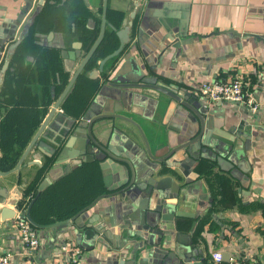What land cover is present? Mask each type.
Instances as JSON below:
<instances>
[{
    "label": "crops",
    "instance_id": "crops-1",
    "mask_svg": "<svg viewBox=\"0 0 264 264\" xmlns=\"http://www.w3.org/2000/svg\"><path fill=\"white\" fill-rule=\"evenodd\" d=\"M103 1L0 0V50H5L0 67V193L7 190L9 198L13 188L23 192L32 188L36 194L46 178L48 184L36 200L42 201L31 209L38 224L74 215L107 189L124 186L130 177L127 164L90 159L84 141L75 140L76 122L91 102L101 99L98 92L108 80L103 75L87 78L85 71L91 66L74 83L75 94L69 93L72 96L67 95V102L48 121L45 129L50 131H42L18 171L10 172L96 40ZM109 9L122 11V20L130 24V38L120 57L106 65L108 77L121 64L140 61L148 76L207 107L201 155L189 158L186 148L168 155L198 133L199 122L191 121L190 111L171 98L140 90L130 97L128 111L114 114L138 124L153 158L163 161L148 156L132 124L121 119L95 124L93 135L102 144L111 135L112 123L126 134L115 151L131 163L133 187L123 197L98 200L81 214L79 238L71 225L36 229L40 245L30 253L22 249L12 221L0 216V255L14 254L12 264H64L61 248L66 243L80 250L75 264H154L152 258L145 262L146 247L137 248L141 238L135 230L143 229L142 213L148 218L157 211L168 213L165 224L183 234L177 245L189 264H230V259L264 264V0H106V23ZM68 15L86 20L79 24L85 30L71 21L57 30ZM57 57L67 81L55 93L58 80L52 70ZM236 76L259 104L255 112L235 102L207 103L197 95L205 81ZM49 98L51 103L45 105ZM35 160L41 165L29 164ZM105 162L107 168L101 167ZM53 167L57 169L48 175ZM150 179L165 180L164 189L148 185ZM176 186H182L181 196L191 188L192 204L172 197ZM45 200H51V210L42 206ZM164 226L158 220L154 233H164ZM213 252L228 255V262H215Z\"/></svg>",
    "mask_w": 264,
    "mask_h": 264
},
{
    "label": "water",
    "instance_id": "water-1",
    "mask_svg": "<svg viewBox=\"0 0 264 264\" xmlns=\"http://www.w3.org/2000/svg\"><path fill=\"white\" fill-rule=\"evenodd\" d=\"M43 0H39V4H41ZM105 12H106V0L103 1V13L101 16V25H100V30L99 34L92 44L91 48L79 64L78 68L70 78L69 82L67 83V86L61 93V95L57 98L55 103L53 104V108L45 118V120L42 122L39 130L35 134L34 138L30 142V144L27 146L26 150L24 151L22 157L20 160L17 162L16 166L10 170L11 173L18 171L20 165L22 164L23 160L25 157L29 154L32 146L34 145L37 137L42 133V131H50V129H45L48 121L51 119V117L55 114L56 110L60 108L61 103L67 98V95L71 93L74 83L78 79L79 75L81 74L82 71H84L90 60L92 59L94 53L96 52L97 48L101 44L105 31H106V17H105ZM108 26L115 31V35L118 39V45L117 47L101 58L99 62L97 63L96 66L90 68L89 70L85 71V76L89 79H97L98 77L100 78L101 75H103L107 80L106 82V87L109 89L115 91L117 90L119 94V99H117V103L119 105V101H125L127 100L128 103L130 97L136 92H140V90H152L158 94L167 96L168 98H171L175 102H178L181 104L184 108L190 111L191 116L189 119L191 121H194L195 119L199 122V131L198 133L190 140L187 142H184L183 144H180L176 148H173L168 155L171 153H174L180 149L186 148L187 153L189 155V158L195 159V156L201 155V152H198V150L201 149L199 141L201 140L203 134L206 131V122L204 117L207 115V107H203L198 103L197 101H192L190 96L184 95V93H181L180 91L175 90V88H172L170 86H164L160 84L155 77L148 76V73L145 70V66L140 62V61H134L133 59L131 61H128L126 63L121 64V66L115 71V73L109 78L108 75L110 72H106L105 68L106 65L110 62L111 59L114 57H117L119 54L123 52V50L126 48V45L129 41L130 38V24L126 23V20H122V27L116 28L115 26H112L111 24H108ZM10 51V50H9ZM146 72V73H145ZM116 97V96H114ZM113 95L110 94H105L102 95L100 100H94L91 102V104L88 106L87 110L84 112L83 116L76 122V128L74 136L76 137L75 140H78V143H82L84 141L85 145V151H88V154H90L89 157L90 159H96L100 160L101 163L105 160L108 161H113V162H118V163H125L127 164L128 168L130 169V177L126 184L122 186L123 184L119 185L118 188H114L112 190H109V193L107 194H101L97 196L95 199H93L88 205H86L84 208L79 210L77 213H75L72 217L69 219H65L62 221L50 223V224H38L36 223L33 218L31 217V209L36 202V200L39 198L40 192L47 186L48 182L46 178L44 181L38 185L37 187V192L35 196L28 202L25 210H24V218L26 221L35 228V230H46V229H51V228H58L64 227L67 228L70 225L72 226V231L73 235L75 238H79L82 235V225L79 221V217L81 214L86 212L88 209H90L93 205L97 203L98 200L110 196H116V195H121L123 197L124 194H126L130 189L133 184V172H132V165L131 163L123 157H119L118 154H116V147L121 146V139H125L127 136L122 130H116V127L114 123L110 124L111 126V135L109 136L107 142L105 144H102L98 142L94 135H93V127L95 124L99 122H105L108 120H115V119H121L123 121H126L137 129L139 134L142 137V140L145 144V150L148 154V156L156 160L157 162H162L163 158H153L149 151V146L147 144V140L145 138V135L143 134V131L141 128L136 124L133 120H130L128 118H125L121 115L114 114L116 112L115 110L113 111L112 107V100H114ZM117 98V97H116ZM118 110V109H117ZM64 117L61 114H58V117ZM194 116V118H193ZM67 120L69 122H74L75 120L73 118H68ZM52 130V129H51ZM54 130H52V135ZM71 143V140H70ZM193 146V144H195ZM198 145V147H197ZM193 146V147H191ZM224 151V150H223ZM62 154H65V150H62ZM229 153V152H228ZM232 154L229 155V157ZM62 158V156H61ZM106 162L104 164H101V167L107 168ZM29 164H36V165H41L40 162L35 160V162L31 161ZM55 167L51 168L50 171L48 172V175H51V172L55 171ZM186 172H184V176ZM9 174V173H8ZM149 181V182H148ZM148 185L152 186L153 188L160 190L164 189L163 185L165 184V180L161 179L159 182H155L153 179L147 180L146 181ZM133 187V186H132ZM173 192H172V197H179L181 196V189L182 186H176L173 187ZM108 190V189H107ZM185 191V192H184ZM182 192V196L180 197L181 200L184 202L187 201L190 198V194L192 192L191 188L186 187ZM10 197L7 198V190H3L2 193H0V204L1 210H0V216L2 221L3 220H12L14 216V211L12 208H15L18 204V197L20 196V190L13 188L9 191ZM124 201H128L124 199ZM170 210V213L172 215H175L174 210ZM159 211V210H158ZM169 214H161L156 211L154 215L148 216V218L145 216V214L142 213V219H144L142 225L143 229L140 230H135V234L137 237L141 238V243H139V246L137 248H143L146 247V254H147V259L146 261H150V258H152V263L154 264H189L190 259L186 257L185 254H182L179 248V244L182 238L183 234L176 233L173 226H168L165 224V219L168 218ZM98 218V217H97ZM128 219V218H127ZM158 220H161V222L165 225L162 230H164V233L161 232H156L154 233V229L157 227ZM145 222L150 223L153 225L152 229L148 225L145 224ZM129 234H133L132 231L127 228ZM93 231V230H92ZM105 233V232H104ZM145 233V234H144ZM178 244V245H177ZM229 256L226 255L223 258V255L221 256V260L224 262H228Z\"/></svg>",
    "mask_w": 264,
    "mask_h": 264
},
{
    "label": "built area",
    "instance_id": "built-area-1",
    "mask_svg": "<svg viewBox=\"0 0 264 264\" xmlns=\"http://www.w3.org/2000/svg\"><path fill=\"white\" fill-rule=\"evenodd\" d=\"M5 58L4 47L0 50V67L3 59ZM261 76L264 78V67L261 70ZM245 84L242 79L238 76L231 80H208L203 82L199 89L197 90V95L204 102H235L243 104L247 110L255 112L259 108V104L253 97L251 92L245 89ZM21 201V202H20ZM20 202V203H19ZM25 199L22 196L18 197V203L14 211V216L12 218V226L15 229L17 239L22 247V249L28 253L35 250L40 245V239L36 230L26 221L24 218V210L26 208ZM22 203V205H20ZM64 259V264H75L78 256L80 255V250L71 245L64 244L61 248ZM212 259L219 263L221 261V254L219 252L212 253ZM14 254L6 253L0 255V264H12ZM230 264H256L254 262H249L245 260L235 261L230 259Z\"/></svg>",
    "mask_w": 264,
    "mask_h": 264
},
{
    "label": "trees",
    "instance_id": "trees-1",
    "mask_svg": "<svg viewBox=\"0 0 264 264\" xmlns=\"http://www.w3.org/2000/svg\"><path fill=\"white\" fill-rule=\"evenodd\" d=\"M62 8L64 9V7H62ZM69 16L70 15L64 16L63 20L60 21L58 26L56 27L57 30H62L64 28L65 22H68V21H71L69 24L74 23L75 26L78 27L80 30H83V31L85 30V28H82L81 26L85 25L84 22H86V20L81 22V19L80 18L78 19L75 15L72 16V17H69ZM122 18H123V14H122V11L120 12V9L119 10H110L109 9V11L107 12V23H111L112 26H115L116 28L119 27ZM81 23L83 25H79ZM79 37L81 38V40H84V38H85L84 35L83 36L81 35ZM117 45H118V39H117V37L115 35V31L110 29V28L107 29L106 32H105L104 38H103L101 44L99 45V47L97 49V52L95 53V55L93 57V60L90 61L88 67H90L92 65H95L96 61H97L96 59L103 58L104 56H106L107 54L112 52L117 47ZM56 53H57V56H58L59 51L56 50ZM120 55L121 54H119L117 57H114L113 59H111L110 62H114L118 57H120ZM52 71H53V73L55 74V76L57 77V80H58L57 84L54 85L53 89H54L55 93H58L62 89V87L66 84V81H67V76H66L65 72H63L64 70L62 68V62H61L59 57H57V64L55 65V67H54V69ZM45 89H47V93H49L48 88H45ZM73 91L74 92L71 93L72 95L75 94V92H76L75 88H74ZM72 95H70V97ZM51 101H52V99L49 98V100L45 103V105H49L51 103ZM65 102H67V101L65 100L62 103V106H64ZM10 160H11V162H10L11 165H14L15 159L11 158ZM106 191L109 193V190H106ZM30 193L32 194L31 198H30V200H31L35 196V192L33 193V189L32 188H29L27 190V192L24 193V197L29 196L28 194H30ZM30 200L27 201L26 206H27V204H28V202ZM41 201H37L33 205V207H32L33 210H35L38 207V205L40 204ZM20 205H22V203ZM42 206H47L51 210V200H45V203ZM43 209L48 210V209H46V207H43ZM71 215H73V214H67V215H63V216L62 215H58V216H55V217H57V220H64V219H69L71 217ZM53 221H55V220H51V221H49V223H53Z\"/></svg>",
    "mask_w": 264,
    "mask_h": 264
},
{
    "label": "rangeland",
    "instance_id": "rangeland-1",
    "mask_svg": "<svg viewBox=\"0 0 264 264\" xmlns=\"http://www.w3.org/2000/svg\"><path fill=\"white\" fill-rule=\"evenodd\" d=\"M108 87H104V88H101V91H99L98 92V94H99V96H101V95H105V94H110V95H113V97L114 96H116V97H114V100H112L111 102H112V107H113V111L115 110V111H117V109L118 110H121V111H123V110H129V103H128V101L127 100H125V101H122V100H120L119 101V105H118V103H117V99H119V92L117 91V90H115V91H113V90H111V89H107ZM12 156V155H11ZM49 166H47V168H48ZM46 168V169H47ZM110 174V173H109ZM107 180V179H106ZM108 181V180H107ZM20 193H21V196L25 199V201H28V200H30V198H31V193L30 194H28L29 196H27V197H24V193L25 192H23L21 189H20ZM191 198H194L195 199V195L193 194V196L190 194V198L188 199V202H190V204H192V200H191ZM34 228V227H33ZM35 229V228H34Z\"/></svg>",
    "mask_w": 264,
    "mask_h": 264
},
{
    "label": "flooded vegetation",
    "instance_id": "flooded-vegetation-1",
    "mask_svg": "<svg viewBox=\"0 0 264 264\" xmlns=\"http://www.w3.org/2000/svg\"><path fill=\"white\" fill-rule=\"evenodd\" d=\"M97 49H98V48H97ZM96 52H97V50H96ZM96 52H95V53H96ZM95 53H94V55H95ZM94 55H93V57H94ZM93 57H92V59H91V60H93ZM91 60H90V61H91ZM89 63H90V62H89ZM89 63H88V65H89ZM96 65H97V62H96V64H95V65H92V66H91V68H92V67H94V66H96ZM87 67H88V66H87ZM88 69H89V67H88Z\"/></svg>",
    "mask_w": 264,
    "mask_h": 264
}]
</instances>
